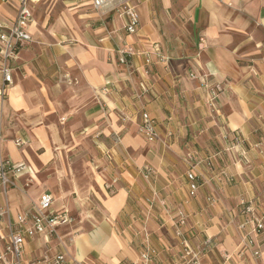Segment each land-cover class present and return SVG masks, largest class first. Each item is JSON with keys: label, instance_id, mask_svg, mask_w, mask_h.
Listing matches in <instances>:
<instances>
[{"label": "crops", "instance_id": "1", "mask_svg": "<svg viewBox=\"0 0 264 264\" xmlns=\"http://www.w3.org/2000/svg\"><path fill=\"white\" fill-rule=\"evenodd\" d=\"M27 4L31 40L8 61L12 83L0 92V158L34 176L61 159L66 137H90L96 146L85 171L92 191L80 194L95 196L101 218L70 243L28 239L24 257L64 252L84 264H143L139 252L147 241L156 250L147 264H186L175 234L181 211L189 243L210 241L201 264H264V241L254 256L242 250L237 228L240 200L264 206V0H141L132 35L122 16L96 10L93 0ZM18 6L6 0L0 22L10 25ZM124 44L159 50L166 60L145 77L140 57L117 61ZM215 86L211 107L207 95ZM143 111L156 125L152 142L138 130ZM188 153L199 162L187 161ZM191 165L200 182L193 197L185 179ZM145 166L154 175L143 177ZM27 174L5 194L0 187V206L9 204L15 215L49 193L52 208L68 212L48 181L24 189Z\"/></svg>", "mask_w": 264, "mask_h": 264}, {"label": "built area", "instance_id": "2", "mask_svg": "<svg viewBox=\"0 0 264 264\" xmlns=\"http://www.w3.org/2000/svg\"><path fill=\"white\" fill-rule=\"evenodd\" d=\"M32 0H19V6L14 21L10 25L0 22V72L2 85L0 92L7 84L12 83L11 69L8 61L14 54L26 46L31 40L28 32V26L32 22V13L27 2ZM141 0H93V6L101 12L114 11L122 16L124 20V31L129 34H136L140 25L138 6ZM6 0H0V6ZM202 38L199 39L201 47ZM117 61L120 64H128L134 57H140L142 61V74L148 76L150 67L160 61H165L163 54L156 49H146L144 47L124 44L117 49ZM191 77H195L193 73ZM145 92L150 90V84H143ZM220 87L215 86L208 90V104L212 107L214 99L217 97ZM139 132L144 138L152 142L157 139L158 134L154 120L145 111L141 112L138 127ZM235 141L240 143V138L235 137ZM16 144L24 141L15 140ZM186 160H194L198 163L194 153H188ZM206 164L211 166L208 161ZM193 165L185 173L186 192L189 197L196 195L200 187V182L193 170ZM28 168L22 164H14L8 159L0 158V187L3 194L9 188L17 186L16 178ZM143 177L148 178L154 175L155 171L150 166H145L141 170ZM226 182L233 181L232 176L225 172L220 174ZM115 181V180H114ZM107 187H110L107 185ZM209 202H213V197H208ZM52 196L49 193H42L36 201L30 202L20 212L12 215L9 204L0 206V264H84L79 260L67 258L64 252L48 253L44 252L39 256L25 258V244L28 239L37 235L43 236L49 240L58 234V227L68 224L71 217L65 210H55L52 208ZM239 215L242 217L237 223V228L242 230L241 241L243 249H248L254 256H259L258 245L264 241V206H261L257 200L239 201ZM185 216L179 211L176 216L175 234L179 236L182 246L181 258L186 264H201V257L210 250V241L205 239L198 246H193L183 229L185 225ZM3 231V232H2ZM156 255V250L145 241L141 245L139 258L143 264L152 261ZM226 257H229L226 255Z\"/></svg>", "mask_w": 264, "mask_h": 264}, {"label": "rangeland", "instance_id": "3", "mask_svg": "<svg viewBox=\"0 0 264 264\" xmlns=\"http://www.w3.org/2000/svg\"><path fill=\"white\" fill-rule=\"evenodd\" d=\"M69 138L64 139V143L68 146L61 148V159L52 162L51 166L48 164L38 167L34 171V176L28 170L27 173L31 176L27 174L22 177L21 181V186L29 191L32 189V185L40 187L39 184L43 183L45 185L44 182L48 181L46 185L51 186L50 189L54 192L57 203L67 204L71 221L66 225L67 228L58 231V234L52 237L54 242H72L74 236L94 227L90 223L91 221L97 224V221L101 218L95 196L88 194L82 197L80 194V191L85 187L92 191V188L89 187L92 182L89 181L85 169L88 168L86 164L88 155L95 152L92 147L96 145L92 143L90 137H83L80 141H77L74 137L71 139L69 136ZM92 187L96 189L93 185Z\"/></svg>", "mask_w": 264, "mask_h": 264}]
</instances>
